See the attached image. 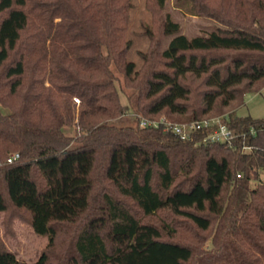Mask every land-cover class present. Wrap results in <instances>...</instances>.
<instances>
[{"label": "trees", "instance_id": "16d2710c", "mask_svg": "<svg viewBox=\"0 0 264 264\" xmlns=\"http://www.w3.org/2000/svg\"><path fill=\"white\" fill-rule=\"evenodd\" d=\"M166 1L146 0L136 68L131 0H0V212L49 238L27 262L0 237V264H264V117L238 112L264 88V0H186L220 24L191 38ZM139 115L224 116L235 136L182 139Z\"/></svg>", "mask_w": 264, "mask_h": 264}, {"label": "rangeland", "instance_id": "374dc122", "mask_svg": "<svg viewBox=\"0 0 264 264\" xmlns=\"http://www.w3.org/2000/svg\"><path fill=\"white\" fill-rule=\"evenodd\" d=\"M132 9L130 13V23L127 30V39L131 46L127 57L135 63L136 68L143 64V54L150 48V36L147 28L152 27V14L146 5V0H131ZM164 13L168 14L174 21L181 25V33L188 37L198 35H208L211 31L218 29L220 24L211 18L196 15L192 12L190 4L186 0H167ZM173 36H167L163 39V48H167ZM120 77L119 87L121 100L126 106L125 118H132L137 113L136 93L133 89L124 84L123 76L117 72ZM246 103L238 109L240 115H251L254 118L264 117V94L249 93L246 96ZM8 112L7 109H2ZM66 132L73 134L72 128H65ZM256 183L252 182V186ZM0 237L6 247L13 251L20 259L27 262L36 261L42 250L48 244L49 238L37 234L32 226L23 219L16 218L12 227L8 228L4 223V213L0 212ZM209 240L206 246L211 247Z\"/></svg>", "mask_w": 264, "mask_h": 264}, {"label": "built area", "instance_id": "2783aa9c", "mask_svg": "<svg viewBox=\"0 0 264 264\" xmlns=\"http://www.w3.org/2000/svg\"><path fill=\"white\" fill-rule=\"evenodd\" d=\"M140 125L142 127H159L163 126L165 131H172L178 134L182 139H189L192 137V133L200 129H208L210 133L205 137V141H217V142H231L234 138V133L225 123L226 117L217 116L202 121H193L191 123H173L167 119L166 116H162L159 120H152L147 117L139 115ZM18 154L13 155L9 161L18 157ZM240 176V174H239Z\"/></svg>", "mask_w": 264, "mask_h": 264}, {"label": "crops", "instance_id": "0c3cea01", "mask_svg": "<svg viewBox=\"0 0 264 264\" xmlns=\"http://www.w3.org/2000/svg\"><path fill=\"white\" fill-rule=\"evenodd\" d=\"M254 96L257 95V94H264V88L260 91V92H256V93H253Z\"/></svg>", "mask_w": 264, "mask_h": 264}]
</instances>
